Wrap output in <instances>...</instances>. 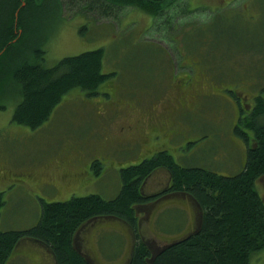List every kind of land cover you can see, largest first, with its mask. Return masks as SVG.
<instances>
[{
  "label": "rangeland",
  "instance_id": "rangeland-1",
  "mask_svg": "<svg viewBox=\"0 0 264 264\" xmlns=\"http://www.w3.org/2000/svg\"><path fill=\"white\" fill-rule=\"evenodd\" d=\"M63 5L61 16L60 10L49 4L48 13L34 22L38 33L32 40H41L46 50L43 65L52 67L63 57L102 48V72L114 75L98 87L96 95L70 90L49 119L35 129L12 120L13 102L0 110V173L6 177H0L1 230L36 225L39 200L60 202L90 194L113 199L121 188L120 169L137 165L159 151H166L186 168H204L223 176L243 170L244 143L238 137L230 138L235 108L230 98H236L234 92L246 95L248 110L258 98L264 100V0H178L157 18L131 6L106 15L90 9L87 1ZM198 74L204 77L206 94L211 88L214 95L202 97L199 110L178 117L181 120L183 116L175 129L187 133L174 139L159 134L155 141L134 151L115 149L126 135L114 134L121 121L113 120V115L131 111L130 119L138 125L148 121L153 116L150 108L162 102L177 80H195ZM254 95L258 97L251 101ZM59 152L83 159L80 164L101 155L100 173L92 174L94 181L75 186L72 192L61 188V195L51 186L32 192V187L12 185L7 170L19 172L54 162ZM167 183L166 171L157 170L145 181L144 190L156 192ZM256 188L264 199V182L258 181ZM173 195L147 206L146 212L157 214L153 222L150 215L140 220L141 234L155 250L187 233L192 213L197 218L198 208L190 198ZM144 207L139 211L142 214ZM126 228L114 219H93L78 230L74 242L94 264H126L133 246ZM6 264H54V260L45 246L23 240ZM250 264H264V249L252 255Z\"/></svg>",
  "mask_w": 264,
  "mask_h": 264
},
{
  "label": "trees",
  "instance_id": "trees-1",
  "mask_svg": "<svg viewBox=\"0 0 264 264\" xmlns=\"http://www.w3.org/2000/svg\"><path fill=\"white\" fill-rule=\"evenodd\" d=\"M76 1H87L90 9L106 15L131 6L157 18L178 0H0V110L13 102L12 120L20 125L39 127L70 90L96 95L98 87L114 75L102 72V48L63 57L52 67L43 65L46 50L41 40H32L38 33L34 22L48 13L49 4H54L61 16L63 3L73 6ZM242 126L251 130L254 145L248 149L239 174L223 176L204 168L182 167L169 153L159 151L137 165L120 169L121 188L113 199L90 194L62 202L39 200L36 225L0 229V264L7 263L23 240L45 246L54 264H93L76 249L74 239L84 223L99 217L121 222L133 237L126 264H250L252 255L264 249V199L256 188L258 181L264 182V100L256 101ZM237 133L247 139L243 132ZM101 168L102 161L93 159V174H99ZM161 169L170 179L162 192L187 195L202 217L195 231L153 252L143 240L138 214L143 206L159 200L160 194L146 193L144 185ZM2 204L0 199V207Z\"/></svg>",
  "mask_w": 264,
  "mask_h": 264
},
{
  "label": "flooded vegetation",
  "instance_id": "flooded-vegetation-1",
  "mask_svg": "<svg viewBox=\"0 0 264 264\" xmlns=\"http://www.w3.org/2000/svg\"><path fill=\"white\" fill-rule=\"evenodd\" d=\"M203 79L204 77L201 79L198 74L195 80L194 78H191V79L182 78V79L177 80L175 86H172V88L167 90L165 94L166 97L163 98L162 102L160 104H157V107L150 108L151 113H153V116L151 117V119L148 121L139 122L140 126L137 124L138 123L137 121L133 122L130 119V114L132 113L131 111L119 113L118 112L119 110L117 109L116 111L118 113L117 115H113L112 119L120 120L121 123L116 125V130H114V134H119V135L125 134L126 138L118 141L115 146V149H117L118 151L120 150L134 151V150H137L139 148H143L144 146H146L148 141H151V140L155 141L156 138H158L159 134L160 136L170 137L171 139H174L177 137V135H180L181 133H184V134L187 133L188 132L187 130L186 132H180L176 130L175 129L176 124L179 121L182 122V118L185 115V113L187 114V113H190L192 110H199L201 108V107H198V104L200 103V100L202 97L208 96V95L210 96L214 95L211 88H208L210 93L206 94V89L204 87L206 83H204V81L202 83ZM234 94H236V98L235 99L230 98L231 104L235 106L233 110L234 112L233 123L231 126L232 128L231 131L234 133V135H232L230 138L231 139H236L237 137L240 138V140L244 143L245 154H246L248 149H250L252 145H254V140H253L254 138L249 129L241 128V121L244 120L247 114H251L253 107L250 108L249 110L247 109L248 104L245 101L246 95L239 94L236 92H234ZM257 97L258 95L251 96L250 100L254 101V99H256ZM122 115L123 117H121ZM180 115H183L181 120L178 119ZM133 123L135 126H133ZM109 125L113 127L110 122H109ZM240 131L243 132L245 136H247L246 137L247 139H244V137L243 138L240 137V135L237 133ZM97 157H98V160L101 159V155L99 156L97 155ZM93 159H97L96 155L95 157L92 156V158L90 159L88 163L80 164L83 161V159L81 158L73 159L72 157H69L67 154H64L63 152H59L57 155V159L54 160V162L50 161L49 163H44L40 165H32L28 169H25L19 172L7 170L8 176H9L8 178L12 182V185L14 186L19 184L20 186L32 187V189H30V191L32 192H39L40 190L51 186L55 188V194L58 193L61 195L63 194L62 189H61L63 187L67 188L66 192H72L73 190H75L76 187L83 185L84 183L88 184V181H94V178L92 175L93 173L91 170V162L93 161ZM0 172H1V168H0ZM0 177L6 180V177L2 176L1 173H0ZM169 181L170 179L168 178V183L166 187H163L162 189L157 190L156 192H152V193L160 194L159 199L168 194H174L173 196L183 195V197H186V198L188 197L187 195L183 193L162 192L167 188ZM191 204L192 206L194 205L197 206L196 203L192 201V199H191ZM147 206L149 205H146V207H144L143 214L141 212L138 214L139 221L143 219L142 218L143 216L148 217V215H150L149 218H151V221L153 222V219L155 218L157 214H155L154 212H152L151 214L146 212V210H149ZM39 211H40V208H39ZM197 213H198L197 218H196L195 212L192 213L193 217H192L190 229L188 230L187 233H191L195 231L196 228L199 226L201 217H202V214L199 208L197 210ZM95 219H98V218H95ZM187 233L185 232V234ZM143 240L147 243V245L153 252L158 251V249L155 250L156 247H154L153 243L146 241L144 238ZM75 246H76V249L79 250L81 253H83V255L86 258L91 260V258L85 252L81 251L80 247L77 244H75Z\"/></svg>",
  "mask_w": 264,
  "mask_h": 264
},
{
  "label": "water",
  "instance_id": "water-1",
  "mask_svg": "<svg viewBox=\"0 0 264 264\" xmlns=\"http://www.w3.org/2000/svg\"><path fill=\"white\" fill-rule=\"evenodd\" d=\"M88 260H89V259H88ZM90 262L93 263L91 260H90ZM126 263H127V261H126ZM93 264H94V263H93Z\"/></svg>",
  "mask_w": 264,
  "mask_h": 264
},
{
  "label": "bare ground",
  "instance_id": "bare-ground-1",
  "mask_svg": "<svg viewBox=\"0 0 264 264\" xmlns=\"http://www.w3.org/2000/svg\"><path fill=\"white\" fill-rule=\"evenodd\" d=\"M35 3V2H34ZM246 138V137H245ZM95 197V196H94Z\"/></svg>",
  "mask_w": 264,
  "mask_h": 264
}]
</instances>
